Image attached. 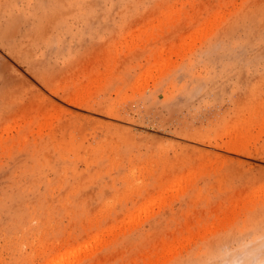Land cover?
<instances>
[{"label":"rangeland","instance_id":"rangeland-1","mask_svg":"<svg viewBox=\"0 0 264 264\" xmlns=\"http://www.w3.org/2000/svg\"><path fill=\"white\" fill-rule=\"evenodd\" d=\"M241 252L264 264V0H0V264Z\"/></svg>","mask_w":264,"mask_h":264},{"label":"clouds","instance_id":"clouds-1","mask_svg":"<svg viewBox=\"0 0 264 264\" xmlns=\"http://www.w3.org/2000/svg\"><path fill=\"white\" fill-rule=\"evenodd\" d=\"M220 264H249V258L244 253H228Z\"/></svg>","mask_w":264,"mask_h":264},{"label":"bare ground","instance_id":"bare-ground-1","mask_svg":"<svg viewBox=\"0 0 264 264\" xmlns=\"http://www.w3.org/2000/svg\"><path fill=\"white\" fill-rule=\"evenodd\" d=\"M79 95H80V94H79ZM73 100H74V99H73ZM74 101H75V100H74ZM56 110H57V109H56ZM53 112H54V111H53ZM228 141H229V140H228ZM228 144H229V143H228ZM229 148H231V149L233 148V149H234V148H236V147H235L234 145H231V144H230ZM238 149H239V148H238ZM233 151H234V150H233ZM180 178H181V177H180ZM181 179H182V178H181ZM183 179H184V178H183ZM179 180H180V179H179ZM262 195H263V194H262ZM69 247H70V246H69ZM169 247H170V246H168V248H169ZM175 247H176V246H175ZM54 256H55V255H54Z\"/></svg>","mask_w":264,"mask_h":264}]
</instances>
